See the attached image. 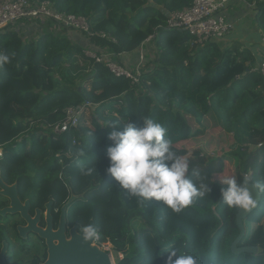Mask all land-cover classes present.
Masks as SVG:
<instances>
[{
	"label": "trees",
	"instance_id": "trees-1",
	"mask_svg": "<svg viewBox=\"0 0 264 264\" xmlns=\"http://www.w3.org/2000/svg\"><path fill=\"white\" fill-rule=\"evenodd\" d=\"M38 1H50L56 12L84 17L89 32L63 23L55 26L63 32L50 31L48 22L37 36L0 29V53L10 58L0 67L4 182L17 184L19 197L30 200L32 209L46 210L52 201L55 226L61 208L75 195L67 208V224L77 225L79 231L92 224L98 245L110 242L112 250L123 254L117 264H165L164 252L172 248L194 255L198 264H264V161L263 182L258 185L262 202L244 220L246 232L239 243L258 247L257 253L232 251L239 235V210L223 202L224 186H218L214 199L193 202L177 213L162 202L141 203L130 197L106 171L112 143L108 134L114 128L123 130L130 121L142 127L147 117L163 124L172 146L204 142L207 152H214L211 161L228 159L230 148L238 160L232 177L242 183L251 157L257 150L264 155V79L253 70L254 55L222 49L218 41L192 47L186 31L169 29L171 13L190 6L192 0ZM243 1L254 6L264 32V0ZM152 50L156 56L151 69L145 70L144 57ZM87 51L98 56L111 53L132 72L138 66L139 83L115 76ZM123 57L132 62L124 63ZM28 70L34 74L32 86L14 88ZM49 71L60 78L48 90ZM79 105L92 107L90 124L89 108L79 116L77 128L64 134L37 125L51 116L54 126L65 118L68 107ZM222 149L224 157L219 155ZM223 167L208 170V176L215 179ZM9 202L0 195V209ZM45 224L43 220L41 225ZM4 230L0 224V241ZM40 263L37 256L31 262Z\"/></svg>",
	"mask_w": 264,
	"mask_h": 264
},
{
	"label": "clouds",
	"instance_id": "clouds-1",
	"mask_svg": "<svg viewBox=\"0 0 264 264\" xmlns=\"http://www.w3.org/2000/svg\"><path fill=\"white\" fill-rule=\"evenodd\" d=\"M8 63L9 56L0 53V67ZM123 125V130L114 128L108 134L112 143L107 148L106 171L130 197L139 198L141 203L162 202L179 213L210 191L206 183L200 182L197 186L189 177V162L173 149L162 123L145 117L142 127H136L131 121ZM222 183L225 186L220 193L229 208L250 211L257 206L250 189L235 177ZM82 234L85 239H92L97 230L92 224H86ZM164 253H167L165 264H198L194 255L179 249Z\"/></svg>",
	"mask_w": 264,
	"mask_h": 264
},
{
	"label": "built area",
	"instance_id": "built-area-1",
	"mask_svg": "<svg viewBox=\"0 0 264 264\" xmlns=\"http://www.w3.org/2000/svg\"><path fill=\"white\" fill-rule=\"evenodd\" d=\"M229 1L192 0L190 6L171 13L167 20L168 28L186 31L191 37L190 44L192 47L202 46L211 41H218L224 38L232 28V24L225 16V10ZM44 22H48L51 26L56 27L59 23H63L66 27L89 32V25L84 17L56 12L50 1L0 0V29L9 27L23 35L26 32V27H32L38 29V31L42 30ZM99 35L106 36L105 33H100ZM86 54L90 56L89 51ZM93 57L96 61L108 66L115 76L129 78L132 85L139 83L141 71L138 66L137 70L132 72L113 60L115 56L111 53L99 56L94 54ZM253 70L261 73L264 79V56L255 65ZM79 106L68 107L65 118L56 123L52 127V131L56 134H64L71 129L77 128L79 116L87 108V105Z\"/></svg>",
	"mask_w": 264,
	"mask_h": 264
},
{
	"label": "rangeland",
	"instance_id": "rangeland-1",
	"mask_svg": "<svg viewBox=\"0 0 264 264\" xmlns=\"http://www.w3.org/2000/svg\"><path fill=\"white\" fill-rule=\"evenodd\" d=\"M50 31L51 30H57L55 26H49ZM60 31V30H57ZM60 32H63L62 30ZM33 34H29L28 36ZM147 55L144 57V64L142 65L145 70L151 69L150 66L156 56V53L152 51H149ZM95 53L89 51V55L91 57L94 56ZM147 56V57H146ZM123 57L124 63H130L132 62L131 57ZM139 68V67H138ZM59 74L56 71H49V74L46 78V84L45 89H52L53 83L55 80H58ZM35 80L34 74L31 70H28L26 72V75L20 83H17L14 85V88L19 89H28L32 86L33 81ZM90 108V107H89ZM89 108H85V110H88ZM84 110V111H85ZM87 113V120L88 124H90L89 118L93 114L92 107L86 111ZM54 122V118L51 116L46 118H41V121H38L37 125H43L45 128L50 129ZM205 143H192V142H186L184 144H179L177 146H172L173 149L177 152V154L184 159H186L189 162V177L193 180L197 186L200 182L206 183L210 191L205 194L204 197L197 198L194 200V203L197 204H205L209 200L214 199L216 196H218L219 193V185H223V181L225 179L231 178L232 175L235 173V168L238 166V160L234 158L233 153L231 154L230 148L229 153L225 154V150L222 149L220 151V154H225L228 156V159L224 157L223 161H211L210 157L213 156L214 152L210 151L207 152L205 148ZM1 153V149H0ZM220 157V156H219ZM231 158V161L229 160ZM264 161V155L263 153L256 151L255 156H252L250 159V171L247 175L249 180L251 182H254L257 185H260L263 182V178L260 175V171L262 168V162ZM224 166V167H223ZM223 167V173L218 174L215 179H211L207 171L213 170V169H221ZM221 196L219 195V198ZM36 207H33L31 210V214L34 215ZM47 214L42 216H46ZM1 216V215H0ZM41 216V217H42ZM0 224L5 226V230L3 231L4 237L3 241H6L8 243V248L6 252V259L10 264H31L33 258L35 256L40 257L41 259L44 258V253L47 252V246L45 242L34 235H29L26 238H22L19 235L17 227L19 225H25L26 222L21 218L19 214H8L7 216L0 217ZM3 241H0V250L3 248ZM97 244V240L95 242ZM101 249L106 250L111 254L112 261L114 264H117L118 260L123 258V254L116 253L114 250H112V244L110 242L103 243L101 246L98 245Z\"/></svg>",
	"mask_w": 264,
	"mask_h": 264
},
{
	"label": "water",
	"instance_id": "water-1",
	"mask_svg": "<svg viewBox=\"0 0 264 264\" xmlns=\"http://www.w3.org/2000/svg\"><path fill=\"white\" fill-rule=\"evenodd\" d=\"M242 183L250 189L257 202V206L250 211H238L236 222L239 228V235L232 243V251L237 254L242 252L257 253L258 247H239V243L246 232L244 220L261 205L262 193L259 186L254 182H251L247 175L243 177ZM0 195L6 197L10 201L9 206L0 209V215L5 217L8 214H19L26 222V225H19L17 227L19 235L22 238H26L29 233H34L40 238L46 240L49 256L46 262L40 264H114L111 254L95 244L98 234L92 239H85L83 234L78 232L79 227L75 225L69 229L70 238H67V208L76 198L75 195H72L69 201L61 208V215L57 229H54L53 224L52 201H49L46 204V226L42 227L39 225L42 210L36 208L35 216L31 215L30 210L32 204L30 200L23 202L19 197L18 185L6 184L1 175ZM7 248L8 243L4 241L3 248L0 250V264H9L6 259Z\"/></svg>",
	"mask_w": 264,
	"mask_h": 264
},
{
	"label": "crops",
	"instance_id": "crops-1",
	"mask_svg": "<svg viewBox=\"0 0 264 264\" xmlns=\"http://www.w3.org/2000/svg\"><path fill=\"white\" fill-rule=\"evenodd\" d=\"M225 16L232 24V28L224 38L218 40V45L222 49L248 50L254 55L255 64L260 62L264 56V32L257 23L254 6L243 0H230ZM25 31L34 36L42 32L32 27H26Z\"/></svg>",
	"mask_w": 264,
	"mask_h": 264
},
{
	"label": "flooded vegetation",
	"instance_id": "flooded-vegetation-1",
	"mask_svg": "<svg viewBox=\"0 0 264 264\" xmlns=\"http://www.w3.org/2000/svg\"><path fill=\"white\" fill-rule=\"evenodd\" d=\"M31 210H32V208H31ZM31 210H30V213H31ZM42 210V209H41ZM36 211V210H35ZM34 211V213L36 214V212ZM45 213H46V210H42V215H45ZM35 214L33 215V216H35ZM32 215V214H31ZM43 220H45V223H46V216L44 217V216H42L41 217V220H40V223H39V225L40 226H42L41 225V223H42V221ZM53 224H54V217H53ZM59 224V223H58ZM26 225V224H25ZM45 226H46V224H45ZM45 226H42V227H45ZM57 227H58V225L57 226H55L54 225V229H57ZM67 228H68V231H67V233H66V235H67V238H70V233H69V229L71 228V227H69V225L67 224ZM79 233H82V231H78ZM29 235H34V236H37L38 238H40L37 234H34V233H29V234H27V237L29 236ZM40 239H42L44 242H45V244H46V240L45 239H43V238H40ZM4 242V241H3ZM46 246H47V244H46ZM48 256H49V254H48V246H47V252H45L44 253V258L42 259V263H44V262H46V260L48 259ZM9 263V262H8ZM10 264V263H9Z\"/></svg>",
	"mask_w": 264,
	"mask_h": 264
}]
</instances>
